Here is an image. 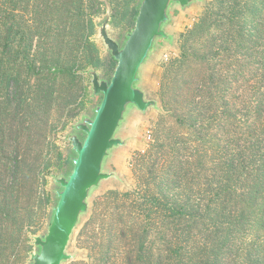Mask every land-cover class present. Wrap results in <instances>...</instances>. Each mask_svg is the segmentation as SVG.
<instances>
[{
	"label": "trees",
	"instance_id": "16d2710c",
	"mask_svg": "<svg viewBox=\"0 0 264 264\" xmlns=\"http://www.w3.org/2000/svg\"><path fill=\"white\" fill-rule=\"evenodd\" d=\"M93 2L0 0V90L8 102L21 105L28 83L37 100L61 73L75 72L79 59L69 49L71 40H64L74 26L87 65L97 66L90 39L95 22L88 13ZM260 2L207 4L188 32L193 51H182L172 62L170 96L176 104L162 137L156 135L141 154L144 185L100 198L82 230L87 235V228L94 227L86 237L91 240L89 259L75 264H111L124 241L119 264H264V0ZM138 8L139 1L129 10L131 27ZM23 15L30 19L19 24ZM115 66L110 55L106 72L113 73ZM177 137L188 141L179 145ZM72 157L66 163L71 165ZM1 163L0 213L2 206L4 212L10 208L7 198L16 197L26 176L20 154L9 153ZM195 182L207 189L206 199L188 196ZM96 220L101 222L97 233L92 230Z\"/></svg>",
	"mask_w": 264,
	"mask_h": 264
},
{
	"label": "rangeland",
	"instance_id": "374dc122",
	"mask_svg": "<svg viewBox=\"0 0 264 264\" xmlns=\"http://www.w3.org/2000/svg\"><path fill=\"white\" fill-rule=\"evenodd\" d=\"M138 1L140 3L141 0H95L89 6L88 13L95 22V31L90 39L96 46L99 58L96 67L87 65L86 53L83 51L85 45L81 44L79 29L74 26L70 34L64 36V40H71L69 49L72 56L79 59L74 73H61L57 83L49 85L50 89H46L37 100L34 98V86H31V83L26 84L21 105L15 101L8 102L6 92L0 90V168L3 166L1 161L7 158L9 153L16 152L25 161L23 168L26 174L17 193L15 192L16 197L7 198V201L12 203L10 210L4 212L1 204L0 264H30L31 255L38 252V247L34 245L35 238H43L46 235L52 209L57 202L55 192L59 188L55 180L71 170V165L65 161L73 156L70 137L80 134L75 128L76 125L83 119L92 117L101 100V95L93 94L90 72L95 71L100 80H109L112 75L106 72L110 54L100 37V28L106 23L108 36L122 46L126 35L133 28L128 19L129 10ZM251 1L261 5L260 0ZM209 3H213V0H199L184 8L172 4L169 21L163 26V31L169 38H159L155 41L140 71L138 85L147 100L156 102V107L149 108L144 113L128 107L126 118L116 130V137L126 143L114 148L103 166L104 172L113 175L100 182L91 192L88 212L80 217L66 248L69 259L62 264L88 261V246L91 240L86 237L94 227L91 225L87 228V235L82 234V230L103 195L112 190L120 193L132 192L140 184L144 185V177L139 171L143 163L141 154L149 148L156 135L162 137L163 130L168 126V116L176 104L170 96L172 73L176 69L172 62L179 58L182 51H193V39L189 37L188 32L199 23ZM23 16V19L18 18L21 19L19 24L30 19L28 15ZM3 21L1 20L0 24ZM49 46L46 45L45 48ZM22 75L27 78L28 74L24 71ZM186 141L188 140L185 137H177L176 142L180 145ZM33 169L38 171L36 178ZM188 180L183 184L186 185ZM191 186L188 187L192 188L188 193L190 198L194 201H198L201 196L207 198V189L204 186L197 182ZM197 204L201 205L200 202ZM97 209L100 210L98 207ZM100 223V220L94 222L96 229L92 230L95 233L99 230ZM127 242L124 241L123 245ZM123 245L119 244L111 264H119L122 260Z\"/></svg>",
	"mask_w": 264,
	"mask_h": 264
},
{
	"label": "water",
	"instance_id": "95a60500",
	"mask_svg": "<svg viewBox=\"0 0 264 264\" xmlns=\"http://www.w3.org/2000/svg\"><path fill=\"white\" fill-rule=\"evenodd\" d=\"M198 1L141 0L133 28L122 46L108 36L106 23L102 24L100 37L116 66L109 80H100L95 71L90 72L93 94L101 95V100L93 116L76 125L80 134L70 137L71 170L55 180L57 202L46 235L35 238L38 252L31 255L30 264H62L69 259L66 248L80 217L88 212L91 192L113 175L103 171L105 161L114 148L126 143L116 137V130L126 118L128 107L140 113L156 107L138 84L155 41L169 38L163 26L169 21L170 8L172 4L184 8Z\"/></svg>",
	"mask_w": 264,
	"mask_h": 264
}]
</instances>
